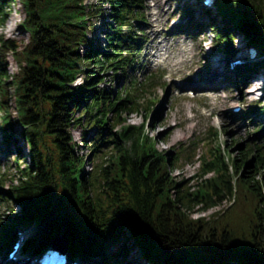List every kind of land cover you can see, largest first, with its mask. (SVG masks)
<instances>
[{
    "label": "trees",
    "instance_id": "1",
    "mask_svg": "<svg viewBox=\"0 0 264 264\" xmlns=\"http://www.w3.org/2000/svg\"><path fill=\"white\" fill-rule=\"evenodd\" d=\"M21 2L27 14L21 26L30 40L20 46L0 38V110L4 145L10 147L14 99L29 160L16 144V164L20 169L25 163L20 181L5 191L0 178L2 199L21 209L0 215V256L12 248L15 224L33 223L67 235L69 251L85 252L92 264H123L137 249L144 260L140 264H264V124L258 123L255 133L262 131L248 146L238 139L216 144L221 131L210 129L198 171L183 187L175 171L193 161L198 148L192 154L181 146L175 152L159 150L157 138L146 131L147 121L128 123L127 116L142 108L149 116L157 110L158 99L142 103L159 87L157 73H143L140 81L134 75L147 39L144 0ZM199 4L215 31V52L237 54L233 42L239 33L264 56V0H217L218 11ZM7 6L10 0H0V23ZM104 10H109L105 39L95 44L93 20ZM193 13L183 9L181 19ZM9 54L18 72H9ZM257 72H264V60L243 66L238 75L247 81ZM80 76L85 81L73 86ZM118 78L128 82L120 90L101 86L109 80L119 84ZM259 113L264 115L263 101L246 114ZM79 125L98 128L91 142L97 160L91 172L73 135ZM227 202L210 217L193 216L197 207L208 211ZM36 245L28 241L25 252Z\"/></svg>",
    "mask_w": 264,
    "mask_h": 264
},
{
    "label": "rangeland",
    "instance_id": "2",
    "mask_svg": "<svg viewBox=\"0 0 264 264\" xmlns=\"http://www.w3.org/2000/svg\"><path fill=\"white\" fill-rule=\"evenodd\" d=\"M198 2L199 0H144V13L147 21L146 27L150 29V42L145 46L141 56V59H146L143 67L145 71H164L165 77L161 79V82L159 81V87L147 93L142 100V103H146L152 98H157V110L149 116V114L146 115L145 109L142 108L138 113H131L127 116L130 124L142 125L147 121V133L157 138L159 150L175 152L181 146L186 154H192L198 148L195 159L192 162L187 161L180 164L175 171L176 179L184 182L183 187L189 183L188 181L198 171L200 163L198 155L206 151L204 142L209 140L210 136L207 133L209 129L214 127L221 131L220 139L216 144H229L232 140L238 139L240 143L248 146L249 142L256 137V134L262 131L255 133L258 123L264 124V115L261 113L256 118L255 116H240L247 108L254 107L256 102L264 101V85L263 89H259L256 94L250 95L249 89L251 85L240 79L238 72H233L234 70L229 72L226 64L228 59L226 60L223 55H219L214 51L213 39L215 31L208 26L210 21L208 15L204 12L206 10L200 8ZM85 3L96 5L98 0H85ZM186 8H191L194 13L190 18L181 19V13ZM6 9L8 11L7 18L4 23H0V38L14 39L17 41V45L25 46L30 40L29 32L21 26L27 16L26 9L21 0H10V6H7ZM106 11L108 12L109 10H104V16L93 20L96 28L93 33H90V37L96 38L95 44L103 45L104 32L106 30L105 21L109 20ZM9 21H14L12 30H9ZM196 24L203 26L196 28ZM168 40L169 44L161 47V43L164 41L165 44ZM233 44L241 50L239 58L247 57L253 59L249 50L250 42L246 36L236 33V39ZM154 48L159 49L160 53H154ZM84 51L85 48H82V53ZM146 53L151 55L146 57ZM207 57L213 67L217 66L214 69L212 68V72H207L209 70L206 67ZM231 59L235 61L237 58L232 57ZM7 61L9 72H18L20 67L11 54L8 55ZM218 61H220L221 67L216 65ZM228 63H230L229 60ZM160 64L162 66H159ZM221 72H224V80L214 83L218 81L215 79L218 75L220 78ZM260 74L258 75L263 77L262 73ZM137 75H139L138 71L135 73V76ZM212 76L215 79L213 83L201 84L202 80L206 81L204 77ZM141 79H143V76L137 78L138 81ZM84 81V76H80L76 84H81ZM118 81L119 84H116L115 81L109 80L101 86L114 87L117 91L128 83L123 78H118ZM256 85L262 86L261 83ZM210 89L214 90V92L209 95L200 92ZM190 91L195 94L188 97L185 96L186 93L191 94ZM241 104L245 106L244 110L234 114L232 108ZM9 106L12 110L13 129L15 132V138L10 147H5L4 145L2 129L4 111L0 110V178L3 179L5 191L19 183L21 176L19 170L25 165L22 162V167L19 169L16 164V156H20L16 144L20 146L21 154H24L25 158L29 160V146L21 137L23 128L18 121L14 99L10 101ZM113 115H110L111 123L114 122ZM252 119L255 122H252ZM87 128L83 125L75 126L73 135L80 144L81 154L88 161L86 170L91 172L97 163L96 153L91 149V142L98 128H93L92 130ZM86 129L90 130L87 134ZM116 129L121 128L117 126ZM224 129H227L228 133H225ZM234 148L236 149V146ZM237 151L239 152L240 150L238 149ZM229 204L230 202H227L208 211H201L197 207L193 216L195 218L210 217L214 212L229 206ZM13 211L16 214L21 212L20 208L14 203H9L0 197V215L12 213ZM25 225V227L29 228L31 239L37 242L35 249L31 250V252H35L42 244H44L43 250L46 246H54L55 242L61 243L62 240L65 241L68 238L64 234H53L47 224L25 223ZM127 241L128 245L133 242L131 238L127 239ZM118 248L120 246L113 248L111 252L115 253ZM135 251H132L127 260L122 263L140 264L141 261L143 262L142 257L138 258L141 251L139 249ZM74 253L76 254L77 251ZM78 254L87 255L81 251ZM20 256L24 258L23 261H27L24 254ZM1 258L4 259V256H0V264L3 262ZM33 262L34 260L30 259L23 264H33Z\"/></svg>",
    "mask_w": 264,
    "mask_h": 264
},
{
    "label": "bare ground",
    "instance_id": "3",
    "mask_svg": "<svg viewBox=\"0 0 264 264\" xmlns=\"http://www.w3.org/2000/svg\"><path fill=\"white\" fill-rule=\"evenodd\" d=\"M13 23H14V21H9L8 22V26H9V30H12V25H13ZM169 44V40H168V42L167 43H165V44H161V47H164V46H167ZM219 64V61L217 62V64L216 65H218ZM214 67H217V66H214ZM214 67L212 66V68L214 69ZM209 74H211V73H209ZM219 76V75H218ZM216 77L215 79L216 80H218V81H215V79L213 78V76L212 77H204V80H206L205 82L202 80V83L201 84H203V83H205V84H207V83H213L214 81V83H218V82H221V81H223L224 80V78H225V75H224V72H221V76H220V78L219 77ZM259 88H260V86H258V87H255L253 90H249V92L251 93L250 95H254V94H256L258 91H259Z\"/></svg>",
    "mask_w": 264,
    "mask_h": 264
},
{
    "label": "water",
    "instance_id": "4",
    "mask_svg": "<svg viewBox=\"0 0 264 264\" xmlns=\"http://www.w3.org/2000/svg\"><path fill=\"white\" fill-rule=\"evenodd\" d=\"M56 246L59 247V248L63 247L62 248L63 250H65L67 248L65 243H57Z\"/></svg>",
    "mask_w": 264,
    "mask_h": 264
}]
</instances>
